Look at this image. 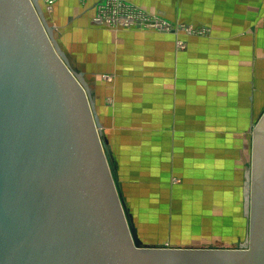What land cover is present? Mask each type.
<instances>
[{"label":"crops","instance_id":"obj_1","mask_svg":"<svg viewBox=\"0 0 264 264\" xmlns=\"http://www.w3.org/2000/svg\"><path fill=\"white\" fill-rule=\"evenodd\" d=\"M97 1L57 0L52 21L95 89L135 224L167 219L171 246L179 219L248 206L252 128L264 113V0H131L202 31L178 34L95 25Z\"/></svg>","mask_w":264,"mask_h":264},{"label":"water","instance_id":"obj_2","mask_svg":"<svg viewBox=\"0 0 264 264\" xmlns=\"http://www.w3.org/2000/svg\"><path fill=\"white\" fill-rule=\"evenodd\" d=\"M239 247L140 244L118 161L41 0H0V264H264V113Z\"/></svg>","mask_w":264,"mask_h":264},{"label":"rangeland","instance_id":"obj_3","mask_svg":"<svg viewBox=\"0 0 264 264\" xmlns=\"http://www.w3.org/2000/svg\"><path fill=\"white\" fill-rule=\"evenodd\" d=\"M56 1L57 0H41V3L48 18L52 19L54 15ZM99 2L100 0L95 3V8L97 7V4ZM131 2V0H126V2H120L118 0H109L107 1L105 8L101 10L100 13H107L110 9H116L117 11L125 12L128 10V6L131 4ZM143 9L144 11H142L139 16H137L136 14V17L146 19V14L148 16V9ZM96 10L97 8L95 9V13ZM105 16L107 15L104 14L103 17ZM162 18V16L156 17V19L158 20ZM94 23L98 26L101 25L95 21ZM130 27L124 29H135L134 26ZM112 30L115 29L112 28ZM113 74H108V77L113 76ZM135 185L136 184L133 183L132 187H134ZM227 195L228 194H226V196ZM233 195L234 194L230 193V200H232ZM247 200L250 202V196L247 197ZM249 202L248 206L250 205ZM236 204H238L239 207H235ZM202 212L203 213L201 215L196 214L191 220L179 219L177 225L178 230L174 233L172 232L173 239L171 241V246H179L180 244H183L182 246L197 245L204 247H239V245L245 242V240L247 239L250 217L249 214H247L246 208H244L241 201L240 204L238 202L231 203L230 206L223 205V207L219 205L217 208L204 209L202 210ZM139 221H141L139 222V225L136 222L138 227V235L141 238L142 234V236L147 239L144 240L141 238L140 244L148 246H169L168 241L166 240L168 236L167 231L169 228V225H167V219L158 218L151 223L147 222V220Z\"/></svg>","mask_w":264,"mask_h":264},{"label":"built area","instance_id":"obj_4","mask_svg":"<svg viewBox=\"0 0 264 264\" xmlns=\"http://www.w3.org/2000/svg\"><path fill=\"white\" fill-rule=\"evenodd\" d=\"M109 0H100V2L97 4V10L94 14L93 20L97 22L98 24H101L100 26L107 27L110 29L120 30L124 28H129L130 26H134L135 29L141 28H153L162 32H171L178 34L181 30H186L189 33H198L202 32L194 27H188L185 24H176L173 23L167 19H156V17H159V14H155L154 12H151L147 10L148 17L146 14V19H142L139 17H136L144 11V7L142 8L140 5L131 2V4L128 6V10L125 12L117 11L110 9L107 13H100L101 10L105 8V5ZM120 2H126V0H118ZM101 5V6H99ZM132 8V9H131ZM133 11V12H132ZM105 15V17H103ZM131 28V27H130Z\"/></svg>","mask_w":264,"mask_h":264}]
</instances>
